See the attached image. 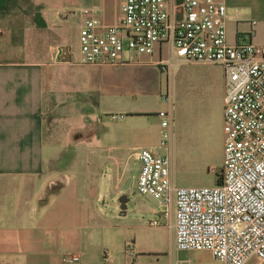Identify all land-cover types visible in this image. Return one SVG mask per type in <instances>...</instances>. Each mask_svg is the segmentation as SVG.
I'll list each match as a JSON object with an SVG mask.
<instances>
[{
	"label": "crops",
	"instance_id": "obj_1",
	"mask_svg": "<svg viewBox=\"0 0 264 264\" xmlns=\"http://www.w3.org/2000/svg\"><path fill=\"white\" fill-rule=\"evenodd\" d=\"M100 1V9L91 8L99 10L102 22L117 23L119 20L109 19V9ZM225 3L228 41L264 45V0ZM57 8L43 0H0V264H62L65 254L79 255L74 264L114 263L106 250L107 229L116 231L121 226L104 223L94 204L98 189L93 187L97 184H92L88 167L82 169L78 162L81 149L87 151L79 139L94 132L88 109L82 115V135L75 129L64 131L62 126L64 120L78 119V111H72L80 94L71 86L73 76L68 75L74 65L71 53L56 32L63 21ZM62 48H68L66 61L61 58ZM157 58L144 55L140 61L155 65L150 62ZM211 79L208 75L204 80ZM210 94L214 96L211 111L217 115L221 107L222 119L223 75ZM82 102L87 105L89 98L83 97ZM166 110L154 111L157 121L151 123L155 130L149 144L136 143L137 132L135 141L130 138L128 143L127 126L123 125L120 150L136 148V156L140 147L158 146V112ZM142 113L135 111L131 116ZM192 123L204 128L210 138L205 119L195 116ZM164 216L175 241L174 207ZM135 239L129 234L124 239L125 249L126 244H135Z\"/></svg>",
	"mask_w": 264,
	"mask_h": 264
},
{
	"label": "built area",
	"instance_id": "obj_2",
	"mask_svg": "<svg viewBox=\"0 0 264 264\" xmlns=\"http://www.w3.org/2000/svg\"><path fill=\"white\" fill-rule=\"evenodd\" d=\"M120 13L117 23L106 24L97 8L83 9L80 64L114 66L157 55L150 63L160 68L202 61L217 63L223 72L221 182L174 184L169 109L158 112V146L136 152L137 190L165 206L163 214L174 207L177 250H208L223 264H247L253 258L264 264V45L228 41L225 0H120ZM164 46L167 57H162ZM78 261L79 255L62 257V264ZM180 264L190 263L182 259Z\"/></svg>",
	"mask_w": 264,
	"mask_h": 264
},
{
	"label": "rangeland",
	"instance_id": "obj_3",
	"mask_svg": "<svg viewBox=\"0 0 264 264\" xmlns=\"http://www.w3.org/2000/svg\"><path fill=\"white\" fill-rule=\"evenodd\" d=\"M43 1L53 9L57 6L56 12L61 13V29L56 32L60 34L61 43L71 53L74 65L70 67L71 74H67L69 78L73 76L71 86L80 94L79 102L72 111H78V119L70 122L64 120L63 129H75L82 135L85 130L82 115L88 109L92 121L90 129L94 132L89 138L79 139V145L87 147V151L81 149L78 162L82 169L88 167L92 184H97L93 187L94 190L98 189L94 204L104 223L112 227L121 226L116 231L111 227L107 229L109 244L106 250L113 264H180L182 259L189 260L190 264H223L208 250H177L174 232L168 227L163 214L167 208L137 190L140 163L134 154L136 148L123 147L120 150L118 146L119 133L122 134L125 129L123 125L127 126L128 143H131L130 138L134 140L133 136L137 132V137H140L136 143L149 144L154 139L152 132L157 121L154 111L172 109L175 116L174 135L169 143L168 155L172 161L174 184L215 185L223 165V134L221 107L217 115L212 113L210 103L214 96L210 92L214 84L218 87L223 75L220 66L202 61L178 62L170 70L142 64L144 62L114 66L80 64L82 11L91 7L100 9L102 2ZM104 3L109 9V19L119 20V0H104ZM167 56V46H164L162 57ZM208 75L212 79L205 81ZM83 97L89 98L87 105L82 102ZM135 111H142L143 115L131 116ZM195 116L205 119L206 125L210 127V138L204 128L192 123ZM153 120L154 124L151 125ZM122 195L129 198L125 215H119V198ZM169 209L172 212L173 206ZM152 220H158L159 225L151 226L149 222ZM129 234L136 237L131 252L123 244ZM256 263L254 258L247 262Z\"/></svg>",
	"mask_w": 264,
	"mask_h": 264
},
{
	"label": "water",
	"instance_id": "obj_4",
	"mask_svg": "<svg viewBox=\"0 0 264 264\" xmlns=\"http://www.w3.org/2000/svg\"><path fill=\"white\" fill-rule=\"evenodd\" d=\"M61 58L62 60L66 61L68 60V48H62L60 49ZM129 201V198L126 195H122L119 198V215H125L126 209H127V202Z\"/></svg>",
	"mask_w": 264,
	"mask_h": 264
},
{
	"label": "trees",
	"instance_id": "obj_5",
	"mask_svg": "<svg viewBox=\"0 0 264 264\" xmlns=\"http://www.w3.org/2000/svg\"><path fill=\"white\" fill-rule=\"evenodd\" d=\"M221 182V173L217 176L216 184H219Z\"/></svg>",
	"mask_w": 264,
	"mask_h": 264
}]
</instances>
